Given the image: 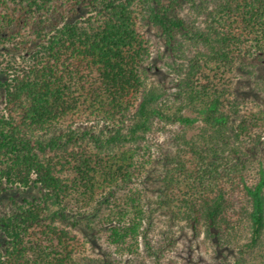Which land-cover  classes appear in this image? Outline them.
<instances>
[{"label": "trees", "instance_id": "1", "mask_svg": "<svg viewBox=\"0 0 264 264\" xmlns=\"http://www.w3.org/2000/svg\"><path fill=\"white\" fill-rule=\"evenodd\" d=\"M215 1L202 27L183 11L203 0H0V264L158 259L157 214L264 257V107L236 88L264 64V0Z\"/></svg>", "mask_w": 264, "mask_h": 264}, {"label": "rangeland", "instance_id": "2", "mask_svg": "<svg viewBox=\"0 0 264 264\" xmlns=\"http://www.w3.org/2000/svg\"><path fill=\"white\" fill-rule=\"evenodd\" d=\"M202 0H198L200 2ZM204 6L196 10L187 6L183 11V17L191 21L198 18V23L202 27L206 25L207 15L204 14L206 6L213 9L216 5L215 0H203ZM150 37L153 43V60L152 65L156 69L153 77L158 83H166L171 87L176 75L170 70L172 50L167 46L164 36L157 30H150ZM239 81L236 84L238 95L244 99L245 103L250 108L264 107V64L261 65L255 72H241ZM172 139L171 132L166 133L160 139L162 148L167 149ZM18 200L24 197H30L31 193L21 191L10 192ZM37 195V193H33ZM8 195L5 198H0V215L9 209L7 201ZM153 242L158 246L166 245L167 248L164 254L158 259L155 256L149 255L144 249L139 257L121 258L114 253V262L116 264H250L255 261H264V257L259 254L242 255L236 247L223 248L214 243L208 242L205 237H197L190 230H181L179 227L171 226L166 216L157 214L154 220V228L151 235ZM170 237V238H168ZM4 241L0 230V243ZM264 254V251H263Z\"/></svg>", "mask_w": 264, "mask_h": 264}]
</instances>
